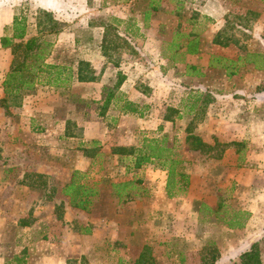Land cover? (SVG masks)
Segmentation results:
<instances>
[{"label":"crops","instance_id":"0c3cea01","mask_svg":"<svg viewBox=\"0 0 264 264\" xmlns=\"http://www.w3.org/2000/svg\"><path fill=\"white\" fill-rule=\"evenodd\" d=\"M95 2L90 17L85 0L30 1L11 43L41 41L37 65L0 47V264H201L208 245L240 264L264 234V0ZM37 9L95 30L66 37L72 63L56 57L64 32L36 33ZM3 13L11 38L16 7ZM102 23L126 46L102 47ZM167 137L188 180L171 197L159 161L134 165Z\"/></svg>","mask_w":264,"mask_h":264},{"label":"trees","instance_id":"16d2710c","mask_svg":"<svg viewBox=\"0 0 264 264\" xmlns=\"http://www.w3.org/2000/svg\"><path fill=\"white\" fill-rule=\"evenodd\" d=\"M25 16L17 15L12 19L11 23V38H0V47L5 48L9 47L11 53L16 54V56L21 60L18 64L24 66L25 63L38 64L40 59H42V43L36 45V38L27 39L23 44L22 43H11L12 39L21 40L25 34ZM103 27V37H102V47L105 49L112 48L115 49L117 47L126 46V42L120 40V38L116 35L115 29L112 25L108 23H102ZM35 27L36 33L39 35L43 34H52L57 33L59 31L60 25L53 18L51 13L46 12L44 10L37 9L35 14ZM45 45V44H44ZM44 47V46H43ZM32 50H36L37 52L31 53ZM83 65V63H80ZM26 65V64H25ZM86 65V64H85ZM26 68V66L24 67ZM38 68V67H37ZM53 68V67H50ZM15 70V69H14ZM40 70V69H39ZM15 72V71H14ZM25 74L21 73V78L29 79L30 75L25 76ZM78 81L83 80H91V75L81 76L80 71L78 69L77 72ZM120 81L116 80L114 84V88L119 85ZM113 88H106L105 91H112ZM186 143L191 148H197L196 145H199L203 148H208L207 145L195 143L196 137L189 136L185 139ZM166 140L157 141V139L143 140L142 145L144 148L139 149L135 152L134 156V165L138 167L142 163H146L149 160L159 161L161 168L166 171V183H165V193L168 197H171L179 192H184L186 190L188 180L187 176L184 172L179 171V161L175 159L174 152L171 151L172 147H165ZM118 153L121 155H132L134 152L132 149H118ZM112 153H117L115 150ZM71 190L75 191V189L71 185ZM262 241L264 242V234L262 235ZM217 258V251L212 246H204L200 254V262L201 264H214V261ZM143 260V254L139 257L138 263L140 264ZM240 264H261L258 252V244L254 242L250 245L249 249L242 253L239 257Z\"/></svg>","mask_w":264,"mask_h":264},{"label":"rangeland","instance_id":"374dc122","mask_svg":"<svg viewBox=\"0 0 264 264\" xmlns=\"http://www.w3.org/2000/svg\"><path fill=\"white\" fill-rule=\"evenodd\" d=\"M30 1L31 2H34L35 4H37V3H40L41 0H0V17H1V19L4 18L3 9L6 6H11V5H13L14 7H16V13L18 15H22L23 14V15H26L27 16V19L28 18L29 19L30 18L33 19L34 18V16H33V12L34 11L31 10V8H30V7H32L30 5ZM85 1L87 3V11L86 10H85L86 12H82L81 11V15H85V16L92 17L93 16L92 13L94 12V7H95L94 4L96 2H95V0H85ZM18 3H19V5H18ZM82 4H83V2H82ZM74 6L78 7V4H76V2H74ZM71 10H72V8H70V10L67 11L68 14L75 13V15L78 14V18H80L79 17V13H80L79 10L78 11H71ZM98 11L100 12V14L97 17L102 16V15H105V13L103 14V12H102L101 9H98ZM107 17L109 18L110 15L108 14ZM59 19H61V22H58V24L60 25L59 30L61 32H64V34H63L64 35L63 36L64 38H61V39H64V40H60V38H59L58 39L59 40L58 43H61V44H59L60 45V49L62 51H64V52H61L60 51V53L62 55H56V57L59 58V60L61 62L64 61L66 63H72L73 60L76 59V57L69 52L70 50H72V48H71V45H68L69 43L67 42V38L66 37L67 36L72 37L73 34H75L76 37L77 36L78 37H83V35L84 34H87V33H92L93 34L95 30L87 27L86 24L84 23V21H82V20H77L76 23H71L70 21L73 22V20L75 19L74 16H70L69 18L66 17V18H64V20L62 18H59ZM33 22L34 21H32V23ZM29 25H30V22H29ZM32 31H33V28H32ZM42 41H43V43H46V44L51 45V46L53 44H56L57 43L56 39L54 38V35L44 36L42 38ZM48 45L45 46L46 47L45 49L50 48V47H48ZM55 103H56V106L55 107L58 108V109H60L59 108V102H58V100ZM166 144L169 147H171L172 145H174L175 144V137H167ZM186 168H188V167H185L184 166V169H186ZM206 198H207L206 200H209V198H210L209 194L206 195ZM101 203L104 204V205H107L108 201L107 200H104ZM108 206H110V205H108ZM259 241L257 242V244H258V252H260L261 250L264 251L263 250L264 249V242L262 240H259Z\"/></svg>","mask_w":264,"mask_h":264}]
</instances>
